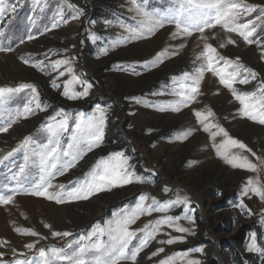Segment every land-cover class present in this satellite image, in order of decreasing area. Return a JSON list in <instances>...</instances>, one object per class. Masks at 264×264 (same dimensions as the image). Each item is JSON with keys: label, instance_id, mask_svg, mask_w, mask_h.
<instances>
[{"label": "rangeland", "instance_id": "374dc122", "mask_svg": "<svg viewBox=\"0 0 264 264\" xmlns=\"http://www.w3.org/2000/svg\"><path fill=\"white\" fill-rule=\"evenodd\" d=\"M17 3V0H9ZM47 8L43 13L32 10V0H24L17 5L15 14L7 13L2 26L5 31L0 35V44L11 47L13 51H0V88H19L21 84H31L37 89L45 111L37 110L33 115L21 118L5 133H0V157L7 154L24 139L31 136L36 144L45 143L47 134L41 128L47 117L57 110L71 113L69 132L74 125L76 114H91L97 104L106 109L105 136L101 146L87 153L77 165L64 175L55 177L54 184H65L67 188L75 186L77 180L85 178V174L94 166L97 159L113 152H123L130 157V164L138 175L151 182L132 183L124 187L113 188L96 194L88 200L57 204L44 198L17 194L13 202L0 205V241H7V246L0 248L6 259H12V249L25 252L30 258L38 261V249L56 246L71 254L78 247L79 237L93 231L94 226H104L105 221L113 217L114 212H122L138 202L139 195L146 194L158 201L187 197L188 209L183 205L174 206L167 213L153 212L140 217L131 229H140L149 221L164 215H194L195 223L181 219V226L189 228L194 234L177 233L166 226L160 234L140 252L137 264H159V261L188 250L186 259H195L200 264H264L259 252L246 251L252 235H255L257 247L264 248V201L249 193L243 197L244 204L251 210L238 207L243 184L249 177L259 179L264 184V165L257 158L264 159V125H259L238 114L240 107L231 93L219 85L211 73L205 71L201 81V95L188 107L179 112L167 109L164 112L146 105H167L178 97L171 93L179 91L181 78L185 72L194 73L200 67L197 56L202 52L205 43L214 46L220 55L229 60H237L255 70L258 80L248 85L236 84L239 91H253L259 81H264V61L260 60L259 49L255 44H246L233 31L224 27H208L203 33L193 30L191 35L181 32L173 38L175 24H165L154 34L126 41L111 46V41L129 34L120 27V23L135 25V12L128 9L130 0H68L83 14L78 19H69L75 10L69 9L64 0H43ZM143 2V0H138ZM247 4L264 5V0H245ZM178 7V0H146L144 8L148 12H167ZM58 8H63L68 23L40 34L45 25L50 27L51 19ZM258 14V13H257ZM36 15V27L31 33L27 17ZM139 19V17H137ZM254 20V17H248ZM105 21H111L106 24ZM246 23L243 14L239 20ZM98 39L93 42L88 34ZM28 34L35 38L27 40ZM24 39L23 43L20 41ZM229 39L235 44H228ZM253 39L264 42V27L257 28ZM222 45H225L222 47ZM107 47V54H100V48ZM167 49L168 56L155 67L143 68L139 62L151 60L157 53ZM67 50V51H65ZM176 52V55H172ZM21 56L44 60L49 63L54 59L67 56L75 58V73L86 79L93 87L87 97L69 100L61 95L63 81L68 76L59 78V88L54 89L50 81L57 75L50 68L38 71L20 59ZM223 66V62L221 65ZM63 70V69H61ZM81 91V86H76ZM162 93V94H160ZM31 89L25 88L10 93L5 101L7 109L22 108L31 98ZM132 97L139 98L137 103ZM211 110L213 123L222 126L232 138L243 142L256 155L233 148L231 152L245 155L252 163L258 165V172L233 169L223 159L217 157L213 143L219 144L223 137L210 140L209 134L201 130L193 115V110ZM7 115L0 116V127L8 122ZM191 130V135L183 141L177 136ZM215 131V129H212ZM67 143V137L64 144ZM24 150L21 149L0 163V195L11 194L16 181L11 177L24 162ZM38 169L32 165L26 170L21 181L25 187L30 186ZM167 186L170 191L163 192ZM45 224L50 225L46 228ZM20 230V232L17 231ZM30 229L40 236L23 235ZM52 231H67L73 235L67 238L51 235ZM167 233V235H165ZM138 233L129 245L134 248L139 243ZM183 235V243L171 245L158 241L169 236ZM40 237H44L41 239ZM107 241V236L101 237ZM95 240V237L93 238ZM36 243L31 252L24 248L27 243ZM71 244V247H69ZM159 248L164 251L157 256L151 253ZM201 248L202 252L195 249ZM93 253L85 254L91 262ZM151 257V258H149ZM22 258V257H17ZM185 258L177 256L173 264H186ZM54 264H69L66 260ZM120 264H132L121 261Z\"/></svg>", "mask_w": 264, "mask_h": 264}, {"label": "snow or ice", "instance_id": "6c2138e0", "mask_svg": "<svg viewBox=\"0 0 264 264\" xmlns=\"http://www.w3.org/2000/svg\"><path fill=\"white\" fill-rule=\"evenodd\" d=\"M69 9L75 10V15L69 19H78L83 10L78 9L74 4L64 0ZM144 2L138 0H130L131 7L128 9L135 12V25L128 23H120V27L129 35L119 37L115 41H111V46L123 44L129 40H135L139 37H146L147 34H154L156 30L164 27L165 24H175L176 31L172 33L173 38L177 37L181 32L185 35H191L193 30H198L203 33L208 27H224L226 31H233L243 39L246 44H255L259 49L260 60L264 61V42L253 39L257 28L264 27V5L247 4L245 0H178V7L171 8L167 12H148L144 8ZM24 0H17V3H10L9 0H0V35H3L5 29L2 22L7 13L15 14L18 4H23ZM47 4L43 0H32V10L35 13L37 9L41 13L45 11ZM258 13V14H257ZM243 14L246 23L241 25L239 20ZM139 17V19H137ZM248 17H254V20H248ZM30 27L26 29L31 33L32 28L36 27L37 16L27 17ZM62 23H68L65 18L63 8H58L51 19L50 27L45 25L40 34L58 28ZM106 24H111V21H105ZM89 39L95 42L98 37L88 34ZM34 34H28L27 40L34 39ZM24 39L20 41L23 43ZM228 44L234 45L235 41L229 39ZM225 45H222L224 47ZM0 51H13L11 47H5L0 44ZM67 51V50H65ZM100 54H107L108 48L101 47ZM176 55V52L172 54ZM168 56L167 49L157 53L151 60L139 62L143 68L155 67ZM21 61L26 65L44 72L50 68L57 75L50 81L54 89L60 87L57 83L59 78L68 76V79L63 81V91L61 95L69 100H75L87 97L93 85L86 79L75 73L73 68V58L65 56L61 59L51 60L45 63L44 60H35L29 57H20ZM201 61L200 67L196 68L194 73L185 72L181 78L179 91H173L171 94L178 97L177 100L168 102L167 105H146L157 108L164 112L171 109L173 112H179L181 108L188 107L195 102L197 97L201 95V81L204 78L205 71L214 76L220 86L227 89L233 99L240 105L238 114L248 120L264 125V81H259L253 91H239L236 84L248 85L253 81L258 80V73L250 67H247L237 60H229L223 57L215 49L205 43L202 52L197 56ZM223 62V66L221 65ZM63 69V70H61ZM81 86L82 90L77 91L76 86ZM31 89V98L24 103L22 108L15 110L7 109L5 101L10 93L22 89ZM162 94V93H160ZM137 103H142L139 98L132 97ZM46 105L42 106L40 98L37 94V89L31 84H21L19 88H0V116L7 115L8 122L0 127V133H5L21 118H28L37 110L45 111ZM106 109L97 104L91 114L80 112L74 117V125L69 132V121L73 119L71 113L64 110H57L53 115L47 117V122L41 125V128L47 134L45 143L36 144L31 136H26L16 148L12 149L7 156L0 157V163L8 159L13 153L23 149L24 162L19 165V170L14 172L12 179L16 181L17 186L11 189V194L0 195V205H7L13 202L17 194L31 195L34 197L44 198L49 201H54L57 204L71 203L75 201L88 200L98 193L110 191L113 188L124 187L132 183L151 182L146 180L142 175H138L130 164V157L123 152H113L108 154L106 158L97 159L94 166L85 178L77 180L75 186L67 188L65 184H54L55 177L64 175L69 169L75 167L84 156L93 151L95 148L102 145L105 136L106 127ZM193 115L197 123L201 126V130L209 134V138L215 141L216 137H223L219 144L213 143V149L217 157L230 165L233 169L248 170L258 172V165L251 162L248 156L237 155L231 152V149L236 148L243 152H249L252 156L256 154L252 152L243 142L232 138L229 133L218 123H213L211 117L212 111L193 110ZM215 129V131H212ZM191 135V130L185 131L177 136L180 141L186 140ZM67 137V143L64 144V139ZM260 165H264V159L257 158ZM29 165L38 169V174L33 178L30 186L25 187L21 181V177H25V173ZM170 189L165 186L163 192L167 195ZM249 193L264 201V184L259 182V179L249 177L241 188V199L238 207L246 210V214L251 215V210L244 204L243 197H249ZM251 198V197H249ZM148 197L146 194L139 195L138 202L129 209L122 212H114L113 217L109 221H105L104 226L96 225L93 231L87 236L79 237L78 247L71 252L65 253L63 248L52 246L38 249L39 260L36 261L30 258L25 252H20L17 249H12V259H6L5 252L0 251V264H54L56 261L66 260L69 264H89L85 259V254L92 252L93 256L90 264H120L121 261H131L132 264H137V257L152 240L161 233L162 227L177 232L194 234L189 228L181 226L179 221L184 219L190 224L195 223L194 215H188L187 212L183 216L164 215L154 221H149L140 229H131L140 217L150 215L153 212L167 213L174 206L183 205L188 209L189 201L187 197H179L172 200L158 201L155 197L151 198V203H146ZM46 228L50 225L45 224ZM20 232L19 229H17ZM138 233H142L139 237V243L134 248L129 249V245ZM23 235L40 236L39 233L26 229ZM53 238L70 237L73 234L67 231L58 232L52 231ZM167 235V233H165ZM107 236V241L101 237ZM95 237V240L93 238ZM44 239V237H40ZM185 237L169 236L166 240L158 241L161 244L183 243ZM7 241H0V248L7 246ZM36 243H27L24 248L31 252L36 248ZM71 247V244H69ZM163 248H159L151 253V256H157L163 252ZM188 250L184 253L175 254L164 260L159 261V264H173L174 259L187 258ZM197 252H202L201 248L195 249ZM246 251L259 252L262 260H264V248L257 247L255 235L253 234ZM22 257V258H17ZM151 258V257H149ZM186 264H200L198 260L186 259Z\"/></svg>", "mask_w": 264, "mask_h": 264}]
</instances>
